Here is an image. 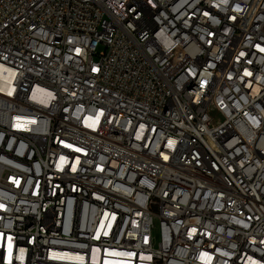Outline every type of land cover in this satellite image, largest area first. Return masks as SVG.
I'll list each match as a JSON object with an SVG mask.
<instances>
[{"label": "built area", "instance_id": "built-area-1", "mask_svg": "<svg viewBox=\"0 0 264 264\" xmlns=\"http://www.w3.org/2000/svg\"><path fill=\"white\" fill-rule=\"evenodd\" d=\"M0 264H264V0H0Z\"/></svg>", "mask_w": 264, "mask_h": 264}, {"label": "rangeland", "instance_id": "rangeland-1", "mask_svg": "<svg viewBox=\"0 0 264 264\" xmlns=\"http://www.w3.org/2000/svg\"><path fill=\"white\" fill-rule=\"evenodd\" d=\"M103 50V46L102 45H99L98 47H97V52H100V51H102Z\"/></svg>", "mask_w": 264, "mask_h": 264}]
</instances>
